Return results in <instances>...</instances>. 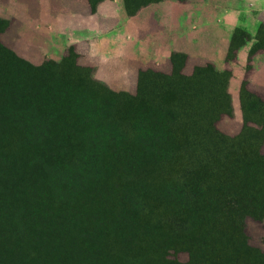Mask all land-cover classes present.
Returning <instances> with one entry per match:
<instances>
[{"label":"trees","instance_id":"16d2710c","mask_svg":"<svg viewBox=\"0 0 264 264\" xmlns=\"http://www.w3.org/2000/svg\"><path fill=\"white\" fill-rule=\"evenodd\" d=\"M124 1L134 15L161 0ZM249 39L235 29L228 58ZM259 50L264 26L249 59ZM69 52L53 86L0 39V264H264L246 231L264 220V135L217 127L231 72L213 96L149 69L124 106L91 96ZM171 246L188 260L164 258Z\"/></svg>","mask_w":264,"mask_h":264},{"label":"crops","instance_id":"0c3cea01","mask_svg":"<svg viewBox=\"0 0 264 264\" xmlns=\"http://www.w3.org/2000/svg\"><path fill=\"white\" fill-rule=\"evenodd\" d=\"M21 2L22 11L0 17L10 19L19 34L26 30L32 62L41 56L63 59L73 48L77 63L91 68L97 81L132 93L141 72L173 74L181 58V73L188 77L202 68L231 72L228 91L233 115L240 114L242 123L247 93L258 100L253 104L264 105V50L249 59L264 26V0H161L134 15L128 13L124 0ZM237 28L247 31L250 39L229 59ZM249 124L263 127L254 120ZM232 128L223 131L235 135Z\"/></svg>","mask_w":264,"mask_h":264},{"label":"rangeland","instance_id":"374dc122","mask_svg":"<svg viewBox=\"0 0 264 264\" xmlns=\"http://www.w3.org/2000/svg\"><path fill=\"white\" fill-rule=\"evenodd\" d=\"M21 1L26 2L27 0H0V15L5 16L6 14H11L10 12L12 11H16V12H19V10L22 11L23 9L21 5H19ZM4 19H8V18L4 17ZM8 20L10 21V19ZM26 37H27L26 30L25 33L19 34L13 29L11 23L9 25V28L5 32L0 34V39L6 46L14 50L16 54H18L20 57L30 61L28 58L29 42ZM71 60L72 57L70 55V52L68 51V54L65 56V58L60 60L49 59L47 57L41 56L36 63L32 61L30 62L36 68L35 75L37 77L47 76L49 78L50 83L53 86H55L60 79L61 62L71 61ZM181 61L182 59L180 58L179 66L173 74H167L169 76V79L166 84L167 90L176 91L183 86L185 87L188 86L189 79L190 80L195 79V82L198 83L204 78L203 83L209 86L208 87L209 93L213 96L220 95L222 90V80L224 79L223 74L216 73L209 68H202V69H198L196 73L193 74L191 77H188L187 75L181 73V69H182ZM74 67H76L79 71H82L83 73L89 74L91 72V68L78 64L76 57H74ZM155 72H160V71H155ZM154 80L157 82L160 81L157 77H154L151 78V80H149L148 83L154 84ZM88 90L91 96L94 97L104 96L106 98H109L113 102L119 103L124 106H134L137 102V97H138L137 90L132 93L121 90H112L99 81L91 83ZM242 91L246 92L245 83L243 84ZM244 99H245L244 103L246 105H244V107L242 106L243 120L245 121V118L246 119L257 118L260 120L263 127L260 128L255 126L254 124H249V123L247 124V126H245L244 121L242 123V117H240V114L238 116L235 115L229 116L227 114H222L221 118L217 121L218 129L226 133L225 131H223V128L227 129L231 126L233 127L232 132L235 133V135L243 132L247 134H254L258 130L262 131V134L264 135V105L260 104V102L253 104L252 102L254 99L251 98V95H249V93L246 94V97ZM246 100L248 101V103L245 102ZM254 101H258V100H254ZM262 150L264 151V145L262 147ZM246 231L250 237L251 243L264 250V220H259L255 217H248L246 220ZM161 254L164 258L171 260L172 262H186L189 258L187 250L178 246H171L167 251H164Z\"/></svg>","mask_w":264,"mask_h":264}]
</instances>
